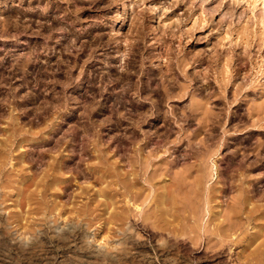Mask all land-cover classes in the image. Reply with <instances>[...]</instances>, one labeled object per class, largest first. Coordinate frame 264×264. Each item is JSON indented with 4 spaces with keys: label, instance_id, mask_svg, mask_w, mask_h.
<instances>
[{
    "label": "rangeland",
    "instance_id": "rangeland-1",
    "mask_svg": "<svg viewBox=\"0 0 264 264\" xmlns=\"http://www.w3.org/2000/svg\"><path fill=\"white\" fill-rule=\"evenodd\" d=\"M260 15H264V0H0V216L4 214L0 227L5 228H0L4 231L0 234V264H96L97 260L98 264H264V145L258 148L255 140L258 133L264 136V129L239 121L230 107L229 116L223 119L229 129L219 148L211 143L206 150L199 140L207 139L210 144L215 139L208 132L194 139L192 133L179 130L180 123L171 112L174 101L166 104L162 100L161 106L154 107L155 97L138 92L137 82L147 79L139 68L128 65L132 59L138 65L143 57L146 70L164 66V40L169 41L172 52L203 50L206 59L217 53L221 62L233 57L235 63L240 56L244 58L240 80L247 85L242 96L246 106H241L244 112L240 116L247 120L248 100L251 105L252 98H264V25L258 24ZM136 28L143 33L135 34ZM136 36L143 44L141 56L138 53L134 58ZM206 62L200 66L210 70V79L214 74ZM196 126L193 123L191 128ZM215 134L212 136L217 138ZM140 151L150 156L155 153L149 170L159 168L161 172L165 167L168 171L157 179L152 191L143 189L132 200V194L115 179L126 175L130 157ZM213 159L218 165L217 179ZM186 165L193 166L192 175L203 170L206 188L221 190L220 202L212 201L209 211L198 205L200 191L185 186L193 179H174L173 172ZM182 180L185 190L179 187ZM240 181L253 190L248 193L250 201L235 208ZM84 242L93 245L91 248L98 246L102 253L114 251L117 255L114 260L104 258L105 263L89 256ZM22 247H26L25 253Z\"/></svg>",
    "mask_w": 264,
    "mask_h": 264
},
{
    "label": "bare ground",
    "instance_id": "bare-ground-1",
    "mask_svg": "<svg viewBox=\"0 0 264 264\" xmlns=\"http://www.w3.org/2000/svg\"><path fill=\"white\" fill-rule=\"evenodd\" d=\"M130 3V2H129ZM131 3H132V1H131ZM127 5H128V3H127ZM215 9V8H214ZM212 10V12L211 13H213V12H215V10H213V9H211ZM175 11V10H174ZM157 17V16H156ZM135 19V18H134ZM132 20V19H131ZM136 20V19H135ZM258 24H259V22H260V25L262 24V25H264V15H260L259 17H258ZM139 21V20H138ZM133 22H134V20H133ZM132 21H131V23H133ZM134 24V23H133ZM136 24H138V22L136 23ZM135 24V25H136ZM132 25V24H131ZM134 25V26H135ZM139 25V24H138ZM138 25H136V26H138ZM140 26V25H139ZM132 27H133V25H132ZM151 29V28H150ZM134 30L135 29H133V32H134ZM139 30H141L140 28H139ZM131 32H132V30H131ZM140 31H138V28H136V33L135 34H137V33H139ZM142 32V31H141ZM140 32V33H141ZM229 32V31H228ZM143 33V32H142ZM145 33V32H144ZM230 33V32H229ZM140 35V34H139ZM145 35V34H144ZM143 35V36H144ZM154 36V35H153ZM132 37H134V36H132ZM132 37H128V39L129 38H131L132 39ZM137 38H139V40H136V43H134V44H136V46H135V50L137 49L138 51H136V55H135V57L134 58H136V56L138 55V53H140L139 51V49L141 48V46L142 45H140V44H143V42H142V40H141V37H142V34H141V37L140 36H136ZM135 37V38H136ZM241 38V37H240ZM99 39V38H98ZM124 39V38H123ZM127 39V38H126ZM115 40V39H114ZM121 40V39H120ZM133 40H134V38H133ZM144 40V39H143ZM158 40V39H157ZM127 41V40H126ZM131 43V42H130ZM163 43H164V46H165V49L164 50H166L167 51V55H166V59H165V62H164V66H155V68H150L149 70H146L145 69V67H144V61L143 60H141V59H143V57H139V59H140V62H139V64L138 65H136V63H135V59H132L131 61H130V63L128 62V65L130 66V67H137V68H139L140 69V71H141V76H144L146 79H147V81H145L144 80V82H143V80L141 79V80H139L140 82L138 83L137 82V88L139 89V91L138 92H142V93H145V95H148V96H150V97H155V100H157V102H155L154 103V107L156 106V107H159V106H161V103H162V100H164L165 102L168 100H173L174 102V104H173V108H172V110H171V112L173 113V115H174V117H175V119H176V122H178V123H180V128H179V130H181V131H183L184 133H192V135H195V138L194 139H197L196 137H198V135L200 136V134L202 133V134H205V133H203V132H208L210 135H211V139H215L214 140V142H211L210 141V144L208 143V141H207V139L206 140H204V139H200L199 140V143H201V145L202 146H204L205 148H206V150L207 149H209V147H211L212 145H211V143L213 144V143H215L216 145V147H218V146H220V145H218L219 143H220V140L223 138V137H225V136H223V134H225V132H227L228 131V129L229 128H227L228 126H225V125H223V124H225L224 122H223V119H226L225 118V116H229V114L230 113H228V110H229V108L231 107H233V109H235V112H237V114L239 115V121H243V123H249L248 125H250L251 127H257V129L258 128H262V129H264V98H262V97H264V96H262L261 98L262 99H253L252 98V100H250V101H252L251 102V105L249 104V100H248V103H247V111L245 112L247 115H249L250 116V118H248L247 117V120L246 119H242V117L240 116V114L242 113V112H244V111H241L242 109H241V106H243V104H244V102H246V101H243V98H242V96L244 95L243 94V88H244V86H247V85H245L246 83L245 82H243V79L242 80H240V71H241V69L242 68H244L243 67V62H242V59H244V58H240V54H237V56H239L238 57V59H236L237 60V62L235 63V61L234 60H232L233 59V57H232V59H222L223 61L221 62V60H220V56L217 54V53H213L211 56H208V59H206L205 58V56H203V54H204V51L202 50V52H191V51H187V50H185V49H183V48H180V49H178L177 50V52H172V49H171V47L169 46V44L167 45V43H169V41H163ZM163 43L161 44L162 46H163ZM245 45V44H244ZM145 46V45H144ZM131 48H133V47H131ZM164 48V47H163ZM244 48H246L245 46H244ZM134 49V48H133ZM145 49V48H144ZM141 50H143V49H141ZM225 51H227V50H225ZM133 53V52H132ZM134 53H135V51H134ZM159 53H161V52H159ZM226 53H229L228 51L226 52ZM232 53V52H231ZM240 53V52H239ZM143 55H144V53H143ZM147 55V54H146ZM160 55V54H159ZM133 56H134V54H133ZM140 56H141V53H140ZM229 57H230V55H229ZM228 58V57H227ZM235 58H236V56H235ZM146 59V58H145ZM144 59V60H145ZM208 60V62L211 64V66H212V73L214 74V76H210V79H209V71H207V69H205V68H201V66L200 65H203V63H205V61L206 60ZM241 59V60H240ZM137 62V61H136ZM208 62H206L207 64H209ZM220 63H222V65L220 64ZM215 64H216V67H215ZM219 64H220V67H219ZM157 65V64H156ZM207 66V65H206ZM205 66V67H206ZM143 67H144V69H143ZM161 67H163V68H161ZM208 67V66H207ZM247 68V67H246ZM133 69V68H132ZM133 70H135V69H133ZM248 71V70H247ZM137 72V71H136ZM134 73V72H133ZM138 73V72H137ZM133 77V76H132ZM137 78V77H136ZM140 78V77H139ZM211 78H212V80H211ZM69 79V78H68ZM158 79H160V81L159 82H156V81H158ZM132 80V79H131ZM130 80V81H131ZM135 80V79H134ZM201 81H203V83L201 84ZM206 83H205V82ZM258 81V80H257ZM136 82V81H135ZM146 82V83H145ZM134 83V82H133ZM205 83V84H204ZM252 83V82H251ZM135 84V83H134ZM133 84V85H134ZM248 84V83H247ZM256 84V83H255ZM251 85V87H252V84H250ZM262 85V84H261ZM129 86H130V84H129ZM136 86V85H135ZM256 86V85H255ZM132 87H134V86H132ZM131 87V88H132ZM133 89V88H132ZM205 89H207V90H205ZM245 89V88H244ZM136 90V89H135ZM136 91V92H137ZM206 92V94H205V96L203 95V93H205ZM129 92V91H128ZM138 92H137V94H138ZM250 92V91H249ZM261 92H264V91H261ZM199 95V96H198ZM201 95V96H200ZM146 98V97H145ZM250 99V98H249ZM154 100V101H155ZM245 100V99H244ZM145 103V102H144ZM144 103L141 105V106H145L144 105ZM156 104V105H155ZM166 104H167V102H166ZM249 104V105H248ZM131 105V104H130ZM162 105H164V103L162 104ZM245 105V104H244ZM139 106V105H138ZM141 106H139V107H141ZM246 106V105H245ZM136 107V106H135ZM138 107V108H139ZM142 108V107H141ZM163 108V107H162ZM161 108V109H162ZM144 109V108H143ZM159 109V108H158ZM158 109H156V110H158ZM160 109V110H161ZM132 110H134V109H132ZM140 110V109H139ZM147 110V109H146ZM130 111V110H129ZM135 111V110H134ZM136 111H138V109H136ZM143 110H141V112H142ZM143 112H146V111H143ZM234 112V113H235ZM130 113V112H129ZM228 113V114H227ZM232 113V112H231ZM233 113V114H234ZM135 114V113H134ZM245 114V115H246ZM132 115V114H131ZM139 115V114H138ZM144 116V115H143ZM146 116V115H145ZM234 116H235V114H234ZM242 116H243V118L245 117L243 114H242ZM135 117V116H134ZM139 117V116H138ZM137 117V118H138ZM238 117V116H237ZM143 118V117H142ZM163 118V117H162ZM233 118V117H232ZM235 118V117H234ZM136 120V119H135ZM163 120V119H162ZM228 120H229V118H228ZM236 120H237V118H236ZM236 120H234V121H236ZM246 120V121H245ZM137 122V121H136ZM182 122V123H181ZM227 122V121H226ZM237 122V121H236ZM235 122V126H236V123ZM185 123V124H184ZM193 123H196L197 124V126L196 127H194V128H191V126H193ZM232 123V122H231ZM231 123H230V125H231ZM234 123V122H233ZM242 123V124H243ZM130 124H131V122H130ZM177 124V123H176ZM172 125V124H171ZM185 125V126H184ZM223 125V126H222ZM238 126V125H237ZM249 127V126H248ZM157 128V127H156ZM231 128V127H230ZM157 131V130H156ZM136 132V131H135ZM257 132V131H256ZM171 133V132H170ZM214 133H216V134H218V137L217 138H214L212 135L214 134ZM137 134V133H136ZM185 134V135H186ZM215 134V135H216ZM139 135V134H138ZM170 135V134H169ZM191 135V134H190ZM130 136V135H129ZM186 136H188V135H186ZM185 136V137H186ZM244 136V135H243ZM99 137V136H98ZM216 137V136H215ZM248 137V136H247ZM131 138H133V137H131ZM169 138V137H168ZM189 138H191V137H189ZM193 138V137H192ZM202 138V137H201ZM137 139V138H136ZM135 139V140H136ZM141 139V138H140ZM187 139H188V137H187ZM211 139H209V140H211ZM254 139V138H253ZM135 140H133V141H131V142H134ZM175 140V139H174ZM248 140V139H247ZM256 143H257V146H258V148L260 147L261 148V145H264V136H260L259 135V133H258V137H256ZM180 141V140H179ZM190 141V140H189ZM213 141V140H212ZM246 141V140H245ZM102 142V141H101ZM160 142V141H159ZM241 142V141H240ZM242 142H243V140H242ZM255 142V141H254ZM150 143V142H149ZM198 143V144H199ZM136 144V143H135ZM144 144V143H143ZM196 144V143H195ZM244 144H246V143H244ZM243 144V145H244ZM146 145V144H145ZM152 145V144H151ZM159 145V144H158ZM190 145V144H189ZM189 145H188V147H189ZM193 145V144H192ZM211 145V146H210ZM141 146V145H140ZM184 146V145H183ZM238 146V145H237ZM245 146V145H244ZM134 147V146H133ZM146 147V146H145ZM161 147V146H160ZM142 148V147H141ZM140 148V149H141ZM149 148H150V146H149ZM179 148V147H178ZM190 148V147H189ZM193 148V147H192ZM197 148V147H196ZM219 148V147H218ZM230 148V147H229ZM244 148V147H243ZM249 148V147H248ZM199 149H200V146H199ZM199 149H197V150H199ZM245 149V148H244ZM95 150V149H94ZM135 150V149H134ZM143 150V149H142ZM141 150V151H142ZM153 150H155V149H153ZM195 150V149H194ZM194 150H193V152H194ZM201 150V149H200ZM237 150V149H236ZM240 150V149H239ZM261 150L262 151H264V147H262L261 148ZM139 151V150H138ZM138 152V153H136V155H135V157H130V160L128 161V166H129V169L127 170V172H126V175L125 176H123V178H118L117 177V179H115V183L116 182H121L123 185L122 186H124V188L126 189V191L128 192V193H130V195L132 194V196H130V198H132V200H135V199H137L138 198V196H140V193H141V191L143 190V189H151V191L153 190L152 188L155 186V182L157 181V179L161 176V175H164L165 173H166V170H167V168H165L164 166H163V164H161L164 168H162L163 170H161V172H159L158 171V169L157 168H151L150 170L148 169V164L150 163V158L152 157V156H154V151L152 152V156H150V155H144V153H142V152ZM188 151H190V150H188ZM216 151H217V149H216ZM228 151V150H227ZM230 151V150H229ZM235 151V150H234ZM247 151V150H246ZM255 151V150H254ZM146 152V151H145ZM149 152V151H148ZM157 152V151H156ZM191 152V151H190ZM208 152V151H207ZM207 152H205V153H207ZM253 152V151H252ZM257 152V151H256ZM128 153V152H127ZM126 153V154H127ZM197 153V152H196ZM220 153V152H219ZM218 153V154H219ZM233 153V152H232ZM258 153V152H257ZM262 153H264V152H262ZM114 154V153H113ZM150 154V153H149ZM177 154H179V153H177ZM193 154V153H192ZM200 154V153H199ZM214 154V153H213ZM181 155V154H180ZM189 155H190V153H189ZM194 155V154H193ZM208 155V154H207ZM235 155V154H234ZM257 155V154H256ZM260 155V154H259ZM109 156V155H108ZM119 156V155H118ZM123 156V155H122ZM158 156V155H157ZM186 156V155H185ZM185 156H183V157H185ZM188 156V155H187ZM195 156V155H194ZM193 156V157H194ZM200 156V155H199ZM204 156V155H203ZM202 156V158L204 159L205 158V156L203 157ZM210 156V155H209ZM212 156V155H211ZM230 156H232V155H230ZM229 156V157H230ZM243 156H245V155H243ZM117 157V156H116ZM189 157V156H188ZM190 157H192V156H190ZM213 157V156H212ZM262 157H264V156H262ZM152 158H154V157H152ZM195 158V157H194ZM197 158V157H196ZM227 158V157H226ZM233 158V157H232ZM245 158V157H244ZM179 159V158H178ZM234 159H235V157H234ZM242 159V158H241ZM255 159V158H254ZM153 160V159H152ZM215 159H213L212 160V166L214 167V171H215V179H217V177H219V171H218V165L215 163V161H214ZM231 160V159H230ZM238 160V159H237ZM249 160V159H248ZM259 160V159H258ZM114 161V160H113ZM155 161V160H154ZM203 161H205V160H202V162ZM234 162H235V160H233ZM242 161H244V159L242 160ZM160 162V161H159ZM259 162V161H258ZM262 162H264V160H262ZM124 163V162H123ZM156 163H157V160H156ZM162 163V162H161ZM232 163V162H231ZM239 163H240V161H239ZM246 163V162H245ZM249 163V162H248ZM257 163V162H256ZM255 163V164H256ZM125 164V163H124ZM165 164H167V163H165ZM202 164V163H201ZM219 164V163H218ZM238 164V163H237ZM240 164H242V163H240ZM262 164H264V163H262ZM152 165H154V164H152ZM200 165V164H199ZM205 165V164H204ZM246 165V164H245ZM250 165V164H249ZM123 166V165H122ZM149 166H150V164H149ZM159 166V165H158ZM180 166V165H179ZM257 166V165H256ZM152 167H154V166H152ZM193 166L192 165H186V167L184 168V169H181L180 170V172H177L176 170L173 172V177H174V179H184V180H186V179H195L194 180V182H193V180H192V182H186V185L185 186H188L189 185V188H191L192 190H196L197 192H199L200 191V193H201V197H202V200H201V202H198V205H201L203 208H205V209H207V211H209V209L210 208H208V207H210V204H211V202L212 201H217V203H219L220 202V200L218 199L219 197H221L220 195H219V191H221V190H218V188H206V185H205V182H206V179H205V174H203V170L201 171V170H199L198 171V173L196 172V175H192V171H191V168H192ZM202 167V166H201ZM200 167V168H201ZM204 167V166H203ZM242 167V166H241ZM104 168V167H103ZM119 168V167H118ZM121 168V167H120ZM182 168V167H181ZM229 168V167H228ZM244 168V167H243ZM252 168V167H251ZM106 169H107V167H106ZM161 169V168H160ZM170 169V168H169ZM245 169H246V167H245ZM110 170V169H109ZM178 170V169H177ZM253 170V169H252ZM123 171V170H122ZM168 171V170H167ZM172 171V170H171ZM170 171V172H171ZM247 171H249V169H247ZM260 172V171H259ZM114 173V172H113ZM172 173V172H171ZM252 173V172H251ZM170 174V173H169ZM208 174V173H207ZM115 175V174H114ZM242 176H243V174H241ZM246 175H248V174H246ZM86 176V175H85ZM121 176V177H122ZM245 176V175H244ZM169 177V176H168ZM213 177H214V174H213ZM234 177V176H233ZM241 177V176H240ZM239 177V178H240ZM100 178V177H99ZM110 178V177H109ZM237 178V177H236ZM242 178V177H241ZM246 178V177H245ZM243 179V178H242ZM113 180H114V178H113ZM184 180H182L181 181V184L179 185V187H180V189L182 188V186H184L183 184L185 183V181ZM109 181H111V180H109ZM245 181V180H244ZM112 182V181H111ZM140 182H143V184H141ZM231 182V181H230ZM233 182V181H232ZM110 183V182H109ZM115 183H113V184H115ZM159 183H162V181L160 182L159 181ZM164 184L166 183V182H163ZM176 183H178L177 181H176ZM112 184V185H113ZM156 184H157V182H156ZM163 184V185H164ZM167 184V183H166ZM220 184V183H219ZM119 185V184H118ZM235 185V184H234ZM113 186H115V185H113ZM112 186V187H113ZM175 186V185H174ZM174 186H173V189H174ZM119 187V186H118ZM164 187H165V185H164ZM170 187V186H169ZM177 187V186H176ZM232 187V186H231ZM115 188V187H114ZM117 188V187H116ZM115 188V189H116ZM166 188V187H165ZM172 188V187H171ZM237 188H238V194H237V196H236V200H235V208H236V206H238L239 208L242 206V205H244V203L245 202H247V201H250V200H248L249 199V194L248 193H250L252 190H253V188H249V189H246L244 186H242L241 185V181H240V183H239V185H237ZM124 189V190H125ZM147 189V190H148ZM166 189H168V187L166 188ZM165 189V190H166ZM183 189V188H182ZM181 189V190H182ZM183 190H185V189H183ZM261 190V189H260ZM116 191V190H115ZM150 191V190H149ZM157 191V190H156ZM173 191V190H172ZM175 191V190H174ZM227 191V190H226ZM225 191V192H226ZM148 192V191H147ZM165 192V191H164ZM176 192H177V190H176ZM142 193H143V191H142ZM157 193H158V191H157ZM185 193V192H184ZM187 193V192H186ZM218 193V194H217ZM235 193V192H234ZM252 193V192H251ZM118 194V193H117ZM125 194V193H124ZM146 194V193H145ZM148 194H150V196H151V194L152 193H149L148 192ZM167 194H171V193H169V190H168V193ZM177 194H179L178 192H177ZM183 194V193H182ZM188 194V193H187ZM198 194V193H197ZM176 195V194H175ZM174 195V196H175ZM185 195V194H184ZM113 196V195H112ZM115 196V195H114ZM113 196V197H114ZM153 196V195H152ZM163 196V195H162ZM178 196V195H177ZM225 196V195H224ZM148 197V196H147ZM167 198H169V196H166ZM165 197V198H166ZM180 197V196H179ZM184 196H182L181 198H183ZM189 197H191V196H189ZM197 197V196H196ZM226 197V196H225ZM96 198V197H95ZM124 198H125V196H124ZM149 198V197H148ZM153 198V197H152ZM151 198V199H152ZM185 198V197H184ZM193 198V197H192ZM111 199H114V198H112L111 197ZM150 199V200H151ZM162 199V198H161ZM179 199V198H178ZM255 199V198H254ZM121 200V199H120ZM132 200H130V201H132ZM146 200H147V198H146ZM145 200V201H146ZM168 200V199H167ZM170 200V199H169ZM188 200V199H187ZM117 200H115V202H116ZM138 201V200H137ZM144 201V202H145ZM152 201V200H151ZM153 201H156V200H154L153 199ZM152 201V202H153ZM161 201V200H160ZM179 201V200H178ZM182 201V200H181ZM186 201V200H185ZM223 200H222V198H221V202H222ZM100 202V201H99ZM127 202H129V200H127ZM176 202V201H175ZM183 202V201H182ZM189 202V201H188ZM196 202V201H195ZM106 203V202H105ZM136 203H138V202H136ZM147 203H149V202H147ZM214 203V202H213ZM212 203V204H213ZM126 204V203H125ZM142 203H140V205H141ZM152 204V203H151ZM163 204H164V202H163ZM165 204H166V202H165ZM184 204H186V202L184 203ZM260 204V203H259ZM103 205V204H102ZM116 205V204H115ZM145 205H148V204H145ZM157 205V204H156ZM169 205V204H168ZM174 205V204H173ZM178 205V204H177ZM187 205V204H186ZM106 206V205H105ZM137 206H139L138 204H136V206L134 205V207L135 208H137ZM180 206H181V204H180ZM179 206V207H180ZM193 206V205H192ZM220 206V205H219ZM114 207V206H113ZM151 207V206H150ZM149 207V208H150ZM166 207V206H165ZM170 207V206H169ZM183 207H186L185 205L183 206ZM216 207H218V206H216ZM224 207V206H223ZM222 207V208H223ZM234 207V206H233ZM255 207V206H254ZM261 207V206H260ZM119 208V207H118ZM125 208V207H124ZM130 208V207H129ZM133 208V207H132ZM131 208V209H132ZM152 208V207H151ZM176 208V207H175ZM181 208V207H180ZM214 208V207H213ZM221 208V209H222ZM242 208V207H241ZM114 209H115V207H114ZM167 209V208H166ZM174 209V208H173ZM187 209H189V208H187ZM186 209V210H187ZM220 209V210H221ZM232 209V208H231ZM1 210V209H0ZM120 210V209H119ZM172 210V209H171ZM203 210V209H202ZM219 210V209H218ZM223 210V209H222ZM235 210V209H234ZM246 210V209H245ZM244 210V211H245ZM256 210H259V209H257L256 208ZM2 211V210H1ZM146 211V210H145ZM150 211H151V209H150ZM153 211H154V209H153ZM205 211V210H204ZM250 211V210H249ZM148 212V211H147ZM157 212H158V210H157ZM166 212V211H165ZM174 212H176V211H174ZM190 212V211H189ZM212 212V211H211ZM240 212V211H239ZM248 212V211H247ZM113 213H115V212H113ZM150 213V212H149ZM152 213V212H151ZM167 213H168V211H167ZM179 213V212H178ZM185 213V212H184ZM218 213H221V212H216V214H218ZM237 213V212H236ZM116 214V213H115ZM147 214V213H146ZM181 214V213H180ZM191 214H192V212H191ZM200 214V213H199ZM210 214V213H209ZM249 214V213H248ZM256 214V213H255ZM261 214H264V213H261ZM2 215V214H1ZM4 215V214H3ZM2 215V216H3ZM150 215V214H149ZM162 215H163V213H162ZM161 215V216H162ZM220 215V214H219ZM229 215V214H228ZM242 215V214H241ZM253 215V214H252ZM252 215H250V216H252ZM2 216H0L1 217V220H0V222L3 220V217ZM110 216V215H109ZM125 216V215H124ZM135 216V215H134ZM145 216V215H144ZM147 216V215H146ZM151 216V215H150ZM155 216V215H154ZM153 216V217H154ZM157 216V215H156ZM156 216H155V218H156ZM164 216H166V215H164ZM163 216V217H164ZM185 216H187V215H185ZM190 216V215H189ZM188 216V217H189ZM195 216V215H194ZM216 216V215H215ZM235 216V215H234ZM244 216H245V214H244ZM262 216H264V215H262ZM11 217V216H10ZM113 217V216H112ZM118 217H120V216H118ZM152 217V218H153ZM163 217H161V218H163ZM171 217H172V215H171ZM202 217V216H201ZM206 217V216H205ZM220 216H218L217 218H219ZM259 217V216H258ZM6 218V217H5ZM12 218V217H11ZM10 218V219H11ZM13 218L15 219L16 217H14L13 216ZM114 218V217H113ZM121 218V217H120ZM130 218V217H129ZM128 218V219H129ZM177 218H179V217H177ZM180 218H182V217H180ZM190 218H192V216L190 217ZM196 218V217H195ZM230 218H231V216H230ZM251 218V217H250ZM257 218V217H256ZM7 219V218H6ZM13 219V220H14ZM117 219V218H116ZM123 219H126V217H122V219L121 220H123ZM132 219V218H131ZM131 219H129V221L131 220ZM138 219V218H137ZM141 219V218H140ZM147 219V218H146ZM149 219H150V217H149ZM154 219V218H153ZM158 219V218H157ZM156 219V220H157ZM166 219V218H165ZM174 219V218H173ZM183 219H185V217L183 218ZM198 219V218H197ZM211 219V218H210ZM224 219V218H223ZM228 219H229V217H228ZM248 219V218H247ZM253 219V218H252ZM262 219V218H261ZM187 220V219H186ZM193 220V219H192ZM191 219H190V221H192ZM196 220V219H195ZM222 220V219H221ZM225 220V219H224ZM236 220H237V217H236ZM254 220V219H253ZM5 221V220H4ZM7 222H8V220H6ZM15 221H16V219H15ZM120 221V220H119ZM124 221V220H123ZM135 221V220H134ZM141 221V220H140ZM159 221V220H158ZM161 221V220H160ZM171 221V220H170ZM198 221V220H197ZM220 221V220H219ZM244 221V220H243ZM47 222V221H46ZM45 222V223H46ZM126 222V221H125ZM156 222V221H155ZM183 222V221H182ZM193 222V221H192ZM195 222V221H194ZM221 222V221H220ZM235 222H237V221H235ZM1 223H3V222H1ZM122 223V222H121ZM129 222H127V224H128ZM130 223H132V222H130ZM134 223V222H133ZM197 223V222H196ZM233 223V222H232ZM256 223V222H255ZM4 224V223H3ZM54 224V223H53ZM52 224V225H53ZM120 224V223H119ZM124 223H122V225H123ZM126 224V223H125ZM126 224V225H127ZM171 224V223H170ZM173 224V223H172ZM171 224V225H172ZM217 224H218V222H217ZM224 224V223H223ZM41 226H43V224H40ZM48 224H46L45 226H47ZM50 225V224H49ZM51 225V226H52ZM117 225V224H116ZM129 225H132V224H129ZM136 225V224H135ZM225 225V224H224ZM227 225H229V224H227ZM227 225H225V226H227ZM231 225V224H230ZM1 226H2V224H1ZM10 226V225H9ZM8 226V227H9ZM51 226H50V228H51ZM73 226V225H72ZM121 226V225H120ZM119 226V227H120ZM134 226V225H133ZM132 226V227H133ZM217 226V225H216ZM215 226V227H216ZM220 226V225H219ZM5 227H7V226H5ZM53 227V226H52ZM71 227V226H70ZM123 227H125V225L123 226ZM135 227V226H134ZM134 227H133V229H134ZM145 227V226H144ZM144 227H142V228H144ZM196 227V226H195ZM224 227V226H223ZM222 227V228H223ZM255 227V226H254ZM1 229L3 228V230H5V228L4 227H0ZM41 228V227H40ZM54 229H56L57 230V228L56 227H53ZM65 228V227H64ZM66 228H67V226H66ZM72 228V227H71ZM74 228V227H73ZM126 228V227H125ZM129 228V227H128ZM131 228V227H130ZM233 228V227H232ZM6 229H8V228H6ZM49 229V228H48ZM53 229V230H54ZM85 229V228H84ZM117 229H118V227H117ZM127 229V228H126ZM125 229V230H126ZM132 229V228H131ZM217 229V228H216ZM219 229V228H218ZM221 229V228H220ZM226 229H227V227H226ZM225 229V230H226ZM231 229V228H230ZM9 230V229H8ZM38 230V229H37ZM60 229H58V231H59ZM66 230H68V229H66ZM72 230V229H71ZM71 230H69V231H71ZM124 230V231H125ZM129 230V229H128ZM210 230V229H209ZM39 231V230H38ZM42 231H43V229H42ZM48 231V230H47ZM65 231V230H64ZM74 231V230H73ZM80 231V230H79ZM119 231H121V229L119 230ZM130 231V230H129ZM134 231V230H133ZM222 230H220V232H221ZM1 232L3 233L4 231H0V234H1ZM7 232V231H6ZM44 232V231H43ZM42 232V233H43ZM56 232V231H55ZM60 232V231H59ZM59 232H57V234L59 233ZM66 232V231H65ZM81 232V231H80ZM116 232V231H115ZM128 232V231H127ZM127 232H126V234H127ZM215 232V231H214ZM37 233V232H36ZM35 233V234H36ZM40 233V232H39ZM67 233H68V231H67ZM73 233V232H72ZM76 233V229H75V231H74V233L73 234H75ZM84 233V232H83ZM82 233V234H83ZM117 233V232H116ZM132 233V232H131ZM217 233V232H216ZM49 234H51L50 232H49ZM55 234V233H54ZM56 234V235H57ZM69 234V233H68ZM81 234V235H82ZM119 234V233H118ZM121 234V233H120ZM119 234V235H120ZM123 234V233H122ZM125 234V235H126ZM218 234V233H217ZM222 234H223V232H222ZM45 235H47V234H45ZM62 235V234H61ZM63 235H65V234H63ZM71 235V234H70ZM79 235V234H78ZM85 235H86V233H85ZM118 235V237H120ZM124 235V236H125ZM129 235V234H128ZM168 235V234H167ZM219 235V234H218ZM12 236V234L10 235V237ZM34 236V235H33ZM40 235H38V237H39ZM49 236H51V235H49ZM57 236H59V235H57ZM72 236V235H71ZM122 236V235H121ZM130 236V235H129ZM129 236H127L126 237V239H130V238H133V237H135V239H136V236H132V237H130V238H128ZM217 236V235H216ZM6 237V236H5ZM4 237V238H5ZM8 237V236H7ZM37 236H35V238H36ZM61 237H63V236H60V238ZM79 237L80 238H82L80 235H79ZM85 237V236H84ZM116 237H117V235H116ZM168 237H169V235H168ZM217 237H219V236H217ZM223 237V236H222ZM9 238V237H8ZM13 238H15V237H13ZM17 238V237H16ZM15 238V240L16 241H19V240H17ZM31 238H33V237H31ZM34 238V239H35ZM40 238V237H39ZM56 238V237H55ZM65 238H67V235H65ZM173 238V237H172ZM171 238V239H172ZM216 238V237H215ZM221 238V237H220ZM6 239V238H5ZM33 239V240H34ZM69 239V238H68ZM84 239V241H86V238H83ZM117 239V238H116ZM122 239H123V237H122ZM176 239V238H175ZM175 239L174 240H171L172 242L173 241H175ZM198 239V238H197ZM218 239V238H217ZM7 241L8 240H10L11 241V239H6ZM5 240V241H6ZM56 240V239H55ZM63 240H65V239H63ZM67 240V239H66ZM82 240V239H81ZM131 240H134V239H131ZM6 241V242H7ZM29 240H27V242H28ZM60 241V240H59ZM79 241V240H78ZM88 241V240H87ZM116 241V240H115ZM122 241V240H121ZM13 242H14V240H13ZM12 242V243H13ZM23 242V241H22ZM25 242V241H24ZM40 242V241H39ZM57 242V241H56ZM70 242V241H69ZM117 243V246H118V242H119V239H118V241H116ZM125 242V241H124ZM130 242V241H129ZM133 242V241H132ZM135 242V241H134ZM7 243H9V242H7ZM11 243V244H12ZM31 243V242H30ZM65 243V242H64ZM63 243V244H64ZM83 243V242H82ZM81 243V246L83 245ZM86 242H84V244H85ZM120 243H122V242H120ZM22 244V243H21ZM20 244V245H21ZM24 244V243H23ZM36 244L37 243H35L34 245L36 246ZM79 244V243H78ZM77 244V245H78ZM87 244V245H86ZM85 245H84V247H85V251H86V253L87 254H89V256H92V257H95V258H99L100 260H103L104 258H110V259H112V260H114L115 258V256L117 255V254H115L114 253V251L112 252H107V253H102V251L103 250H99L98 249V246H97V248H91L89 245H91V244H88V242L86 243ZM5 245H9V244H5ZM17 245H18V243H17ZM38 245H39V243H38ZM80 245V244H79ZM10 246V245H9ZM9 246H7V247H9ZM12 246V245H11ZM10 246V247H11ZM19 246V245H18ZM29 246V245H28ZM24 247V246H23ZM22 247V251L21 252H23V253H25L24 252V250H26L25 248H23ZM115 247V246H114ZM4 248V247H3ZM13 248H15V247H13ZM18 248H20V247H18ZM34 248V247H33ZM41 248V247H40ZM39 248V249H40ZM100 248V247H99ZM117 248V247H116ZM2 249V248H1ZM11 249V248H10ZM17 249V248H16ZM24 249V250H23ZM29 249V248H28ZM31 249V248H30ZM79 249V248H78ZM103 249V248H102ZM105 249V248H104ZM107 249V248H106ZM113 249V248H112ZM122 249V248H121ZM121 249H118V251H120ZM6 250V249H5ZM108 250V249H107ZM113 250H115V248L113 249ZM37 251H39V250H37ZM41 251V250H40ZM81 251H83V250H81ZM123 251H125L124 249H123ZM6 252V251H5ZM12 252V251H11ZM13 252H14V249H13ZM19 252V251H18ZM17 252V253H18ZM30 252V251H29ZM104 252H106L105 250H104ZM127 252H129V251H127ZM127 252H125L126 254H127ZM38 253V252H37ZM81 253V252H80ZM124 253V254H125ZM2 254V256H3V253H1ZM6 254V253H5ZM19 254V253H18ZM29 254V253H28ZM27 254V255H28ZM31 254V253H30ZM85 254V253H84ZM121 254L123 255V253L121 252ZM7 255V254H6ZM5 255V256H6ZM26 255V254H25ZM42 255V254H41ZM40 255V256H41ZM8 256V255H7ZM22 256H23V254H22ZM43 256V255H42ZM86 256V255H85ZM125 256V255H124ZM27 257V256H26ZM39 257V256H38ZM37 258V257H36ZM40 258V257H39ZM76 258V257H75ZM114 258V259H113ZM29 259V258H28ZM43 259V258H42ZM73 259V258H72ZM80 259L81 258H79L78 260L80 261ZM86 259V258H85ZM92 259V260H91ZM90 259V261H96V260H93V258H91ZM122 259H123V257H122ZM121 259V260H122ZM7 260V259H6ZM40 260H41V258H40ZM71 260V259H70ZM74 260V259H73ZM83 260V259H82ZM81 260V261H82ZM88 260V259H87ZM117 260V259H116ZM2 261H4V260H2ZM39 261V260H38ZM78 261V262H79ZM85 261V260H84ZM97 261H99V260H97ZM97 261H96V264H98L97 263ZM104 262H105V260H103ZM119 261V260H118ZM0 262H1V260H0ZM71 262V261H70ZM74 262V261H73ZM76 262V261H75ZM102 262V261H101ZM103 262V263H104ZM110 262H113V261H110ZM120 262V261H119ZM125 261H123V263H124ZM85 263V262H84ZM93 263V262H92ZM106 263V262H105ZM71 264H72V262H71ZM81 264V263H80ZM88 264V263H87ZM90 264V263H89ZM94 264V263H93ZM102 264V263H101ZM109 264V263H108ZM112 264V263H111ZM115 264V263H114ZM118 264V263H117ZM120 264H122V262H120Z\"/></svg>",
    "mask_w": 264,
    "mask_h": 264
}]
</instances>
